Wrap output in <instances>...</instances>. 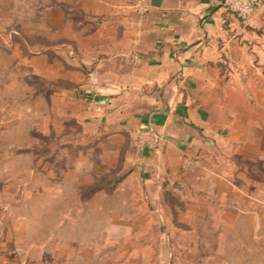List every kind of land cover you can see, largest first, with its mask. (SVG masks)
<instances>
[{
    "label": "rangeland",
    "instance_id": "rangeland-1",
    "mask_svg": "<svg viewBox=\"0 0 264 264\" xmlns=\"http://www.w3.org/2000/svg\"><path fill=\"white\" fill-rule=\"evenodd\" d=\"M89 1L0 0V264H264V62L222 84L207 148L108 135L82 125Z\"/></svg>",
    "mask_w": 264,
    "mask_h": 264
},
{
    "label": "crops",
    "instance_id": "crops-1",
    "mask_svg": "<svg viewBox=\"0 0 264 264\" xmlns=\"http://www.w3.org/2000/svg\"><path fill=\"white\" fill-rule=\"evenodd\" d=\"M80 7L96 25L94 43L80 37L76 48L88 51L84 62L94 58L99 76L97 113L82 125L114 137L164 138L170 156L207 148L222 84L239 80L249 62H264V7L248 22L221 0H92ZM81 33L92 34L87 26ZM142 142L143 155L161 144Z\"/></svg>",
    "mask_w": 264,
    "mask_h": 264
},
{
    "label": "built area",
    "instance_id": "built-area-1",
    "mask_svg": "<svg viewBox=\"0 0 264 264\" xmlns=\"http://www.w3.org/2000/svg\"><path fill=\"white\" fill-rule=\"evenodd\" d=\"M221 3L243 22H248L258 8L264 7L263 0H221ZM142 10L146 11L147 7H142ZM88 79L92 86L90 92L93 94V98L90 100V106L96 108L98 103L94 97L97 93L96 84L98 78L95 69L89 71ZM182 166L185 169H194L197 167V161L186 156L183 158Z\"/></svg>",
    "mask_w": 264,
    "mask_h": 264
},
{
    "label": "trees",
    "instance_id": "trees-1",
    "mask_svg": "<svg viewBox=\"0 0 264 264\" xmlns=\"http://www.w3.org/2000/svg\"><path fill=\"white\" fill-rule=\"evenodd\" d=\"M109 178H111V177L106 176L105 179H101V180L97 181L93 185L96 186V187H103V186H106V185H114L117 182H119L120 179H122V175L115 177L114 179H112V181ZM107 180L110 181V183L108 182L109 184H107Z\"/></svg>",
    "mask_w": 264,
    "mask_h": 264
}]
</instances>
